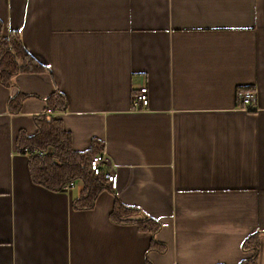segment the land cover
<instances>
[{
	"label": "crops",
	"instance_id": "crops-1",
	"mask_svg": "<svg viewBox=\"0 0 264 264\" xmlns=\"http://www.w3.org/2000/svg\"><path fill=\"white\" fill-rule=\"evenodd\" d=\"M0 20L49 67L0 82V264H237L253 231L264 264V0H0ZM55 89L72 148L97 139L117 174L91 208L79 184L34 183L17 147ZM115 196L159 229L114 221Z\"/></svg>",
	"mask_w": 264,
	"mask_h": 264
},
{
	"label": "trees",
	"instance_id": "trees-1",
	"mask_svg": "<svg viewBox=\"0 0 264 264\" xmlns=\"http://www.w3.org/2000/svg\"><path fill=\"white\" fill-rule=\"evenodd\" d=\"M2 27L0 20V82L2 84L11 85L18 73L43 72L49 68L25 47L18 31L12 29L7 34H3ZM21 97V93L10 96L8 107L17 110ZM46 101L50 111L34 115L37 127L35 133L28 135L20 132L17 136V147L28 154V170L34 183L52 191H64V184L73 180L81 185V188L78 195L73 198L72 206L76 209L91 208L102 190H111L104 177L107 167L103 166L97 175H94L90 169V159L96 153L102 152V148L95 139L83 150L73 149L69 131L64 129L61 119L55 115L57 111L67 109L64 94L59 89H55ZM110 217L114 221L130 220L138 229L152 234L161 226L159 219L144 215L141 206L122 203L117 196L114 198ZM258 236L259 231H253L242 240L241 248L251 251L252 254L242 258L237 264L256 263ZM151 238L148 249L160 250L164 247L163 243L156 240L155 235Z\"/></svg>",
	"mask_w": 264,
	"mask_h": 264
},
{
	"label": "built area",
	"instance_id": "built-area-1",
	"mask_svg": "<svg viewBox=\"0 0 264 264\" xmlns=\"http://www.w3.org/2000/svg\"><path fill=\"white\" fill-rule=\"evenodd\" d=\"M147 87L145 85H141L138 88V91L136 92L134 96V102L133 105H135V108L140 107H146L148 104V95H147ZM239 98L242 102L241 107L243 109H252L254 106V93L250 89H243L239 91ZM110 167V163L108 160V157L104 152L96 153L92 156L90 159V169L92 170V173L94 175H97L100 173L102 167ZM104 177L106 178L107 185L114 189L117 185V174L116 172L111 169L107 168V170L104 172ZM76 185V183L73 180L68 181L63 186V190L66 192H70L72 188Z\"/></svg>",
	"mask_w": 264,
	"mask_h": 264
},
{
	"label": "rangeland",
	"instance_id": "rangeland-1",
	"mask_svg": "<svg viewBox=\"0 0 264 264\" xmlns=\"http://www.w3.org/2000/svg\"><path fill=\"white\" fill-rule=\"evenodd\" d=\"M3 34H4V33H3ZM75 191H76V187H73V188H72V192L75 193Z\"/></svg>",
	"mask_w": 264,
	"mask_h": 264
}]
</instances>
